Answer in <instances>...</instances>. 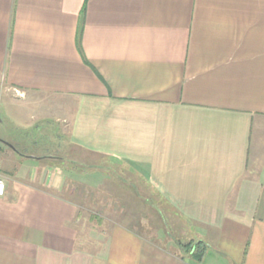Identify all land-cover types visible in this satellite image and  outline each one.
Segmentation results:
<instances>
[{
  "label": "crops",
  "instance_id": "crops-1",
  "mask_svg": "<svg viewBox=\"0 0 264 264\" xmlns=\"http://www.w3.org/2000/svg\"><path fill=\"white\" fill-rule=\"evenodd\" d=\"M10 88L91 164L1 158L0 264H264V0H0L8 106ZM65 165L143 231L84 247ZM170 210L202 261L170 246Z\"/></svg>",
  "mask_w": 264,
  "mask_h": 264
},
{
  "label": "rangeland",
  "instance_id": "rangeland-1",
  "mask_svg": "<svg viewBox=\"0 0 264 264\" xmlns=\"http://www.w3.org/2000/svg\"><path fill=\"white\" fill-rule=\"evenodd\" d=\"M9 96L13 98L9 99V106L5 104V96L0 97V158H3L7 152L14 153L17 169H20V172L24 171L27 165L34 164L36 160L34 158L41 156L66 155V157H58L57 159L73 163V168L80 165L78 163L85 166L91 164L89 162L91 161L90 155H84L77 146L70 145L68 136L59 131L61 124L56 117L50 116L54 113L40 117V109L37 106H29L18 101L20 98L18 91L10 88ZM13 149L24 156L17 155ZM67 165L62 166L64 171L74 174V181L70 182L71 189L76 194L82 195L74 198V201L78 203L80 211L79 224L82 223L79 226V231L82 233L80 243L84 247L88 246L91 249L94 246H102V242L107 238L114 222H124L130 226H137L138 230L143 231L144 215L129 209V206H133L132 201L130 204L127 199L92 198L90 190L93 188L81 183L80 179L75 176V170H69ZM111 188L112 185L109 189ZM153 201L155 202V200ZM166 216L167 236L173 240V242H169L170 246H173L175 250L182 251L191 259L200 250L208 251L209 247L206 242H203L204 246L197 248L199 242H195L196 239H193L191 228L180 221L171 210ZM149 220L155 224L152 226L153 230L162 231L160 221H155L151 217ZM192 246L193 248H191Z\"/></svg>",
  "mask_w": 264,
  "mask_h": 264
},
{
  "label": "trees",
  "instance_id": "trees-1",
  "mask_svg": "<svg viewBox=\"0 0 264 264\" xmlns=\"http://www.w3.org/2000/svg\"><path fill=\"white\" fill-rule=\"evenodd\" d=\"M17 151V150H16ZM197 248H199L200 246H204V243L203 242H199V243H197ZM187 248H189V246H187ZM191 248H193V246L191 247ZM204 248V247H203ZM202 248V249H203ZM205 250L203 249V250H200V251H198L197 253H195L194 254V256H192L193 257V259L195 260V261H197V262H200V261H202L203 260V257H204V255H205Z\"/></svg>",
  "mask_w": 264,
  "mask_h": 264
},
{
  "label": "built area",
  "instance_id": "built-area-1",
  "mask_svg": "<svg viewBox=\"0 0 264 264\" xmlns=\"http://www.w3.org/2000/svg\"><path fill=\"white\" fill-rule=\"evenodd\" d=\"M6 192V182L2 174V161L0 158V197Z\"/></svg>",
  "mask_w": 264,
  "mask_h": 264
}]
</instances>
